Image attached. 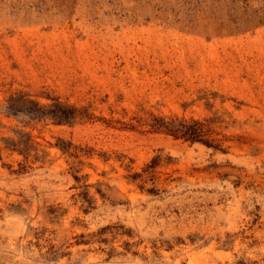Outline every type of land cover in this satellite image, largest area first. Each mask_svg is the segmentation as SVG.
<instances>
[{
	"label": "rangeland",
	"instance_id": "obj_1",
	"mask_svg": "<svg viewBox=\"0 0 264 264\" xmlns=\"http://www.w3.org/2000/svg\"><path fill=\"white\" fill-rule=\"evenodd\" d=\"M0 264H264V0H0Z\"/></svg>",
	"mask_w": 264,
	"mask_h": 264
},
{
	"label": "trees",
	"instance_id": "obj_2",
	"mask_svg": "<svg viewBox=\"0 0 264 264\" xmlns=\"http://www.w3.org/2000/svg\"><path fill=\"white\" fill-rule=\"evenodd\" d=\"M33 102L30 100H27L23 95H16L9 98V103L7 106V109L12 112H20L25 110L26 112L30 113L33 112L35 114H46L44 110L41 108H38V104H35V108L30 107L29 105ZM53 110H51L50 114L54 117L55 120L58 122H64L69 121L74 116H72L71 113H67L62 110V107L60 104H54ZM206 123H202L199 121H191L187 122L185 120H170L165 121L163 118H155L152 124V127L155 128L158 131L166 132L170 135H173L175 138H182L186 141H189L191 143H202L209 147H220L219 145L214 146L213 142L214 140L209 139L210 131L205 130V127L209 124L210 121L207 120ZM160 157H155L151 164L146 167L144 171L151 172L152 169H154L158 163H159ZM141 175H138L136 177H140Z\"/></svg>",
	"mask_w": 264,
	"mask_h": 264
}]
</instances>
